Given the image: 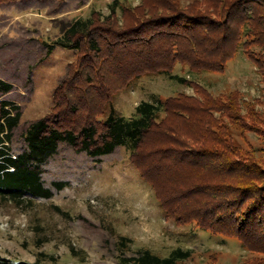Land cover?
Wrapping results in <instances>:
<instances>
[{
    "label": "trees",
    "instance_id": "obj_1",
    "mask_svg": "<svg viewBox=\"0 0 264 264\" xmlns=\"http://www.w3.org/2000/svg\"><path fill=\"white\" fill-rule=\"evenodd\" d=\"M18 1L0 0V6ZM117 4L106 17L93 11L76 19L50 46L49 53L56 45L74 50L76 59L55 92L53 114L29 126L27 149L18 154L11 144L22 109L1 100L14 85L0 79V206L52 198L44 167L63 143L96 160L126 148L167 217L236 239L253 255L241 264H264V160L238 146L230 133L231 126L264 132V114L238 92L214 96L173 75L178 65L195 75L223 73L241 51L264 75V0H194L187 6L141 0L137 7H121L122 19ZM146 74L168 75L196 95L143 101L136 116H117L114 91ZM119 238L122 264H181L193 254L179 247L166 257L150 249L126 256L133 241ZM0 264L46 263L0 257Z\"/></svg>",
    "mask_w": 264,
    "mask_h": 264
},
{
    "label": "rangeland",
    "instance_id": "obj_2",
    "mask_svg": "<svg viewBox=\"0 0 264 264\" xmlns=\"http://www.w3.org/2000/svg\"><path fill=\"white\" fill-rule=\"evenodd\" d=\"M178 1L187 6L194 0ZM115 2L122 19L121 7H137L141 0H21L0 6V79L14 85L1 100L22 109L11 144L14 154L27 149L29 126L53 114L55 92L76 59L74 50L56 45L49 53L50 46L76 19L90 18L93 11L110 15ZM173 75L198 83L214 96L238 92L244 102H255L264 114V75L242 51L223 73L195 75L178 65ZM181 93L196 95L193 87L168 75L146 74L128 88L115 90L112 105L117 116L131 118L143 101ZM230 133L238 146L264 160V132L231 126ZM44 169L52 198L32 205L0 206V257L30 263L42 258L46 264H122L120 236L133 241L126 256L150 249L166 257L179 247L193 251L181 264H241L253 256L236 239L167 217L126 148L96 160L63 143ZM57 182L65 188L57 189Z\"/></svg>",
    "mask_w": 264,
    "mask_h": 264
}]
</instances>
